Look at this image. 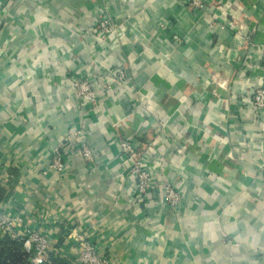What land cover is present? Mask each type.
Instances as JSON below:
<instances>
[{
    "label": "crops",
    "instance_id": "0c3cea01",
    "mask_svg": "<svg viewBox=\"0 0 264 264\" xmlns=\"http://www.w3.org/2000/svg\"><path fill=\"white\" fill-rule=\"evenodd\" d=\"M103 13L128 29L98 41ZM262 84L264 0H0V203L68 264L75 234L111 264H264ZM122 138L180 210L136 192Z\"/></svg>",
    "mask_w": 264,
    "mask_h": 264
},
{
    "label": "built area",
    "instance_id": "2783aa9c",
    "mask_svg": "<svg viewBox=\"0 0 264 264\" xmlns=\"http://www.w3.org/2000/svg\"><path fill=\"white\" fill-rule=\"evenodd\" d=\"M185 5L196 10L197 13L205 11L209 7L216 6L218 0H183ZM104 26V23L99 21L95 25L93 32L97 28ZM108 34L110 31H105ZM112 32L109 33L112 34ZM100 31L96 39L101 41V36H105ZM72 92L78 97H83L87 104H95L98 100V95L93 89L89 81L74 80ZM252 105L257 111H264V84L257 88L252 93ZM79 136V133L74 134ZM120 150L123 156L130 162V173L135 178V190L139 195H149L150 193L158 192L161 194L169 209L180 210L183 204L181 193L170 183H155L150 179L146 168L143 166L139 158L135 146L126 138L119 139ZM85 161H93V153L85 144H80V149L77 151ZM53 166L58 172H63L65 165L61 157H55ZM11 211H8L0 203V238L9 237L22 246V250L28 261L31 264H45L49 260L51 248L53 246L52 237L45 233L44 227L34 218L32 214L19 211L11 206ZM74 242L79 244L78 255L75 264H111L109 259L100 256L96 248L87 241L82 235H71Z\"/></svg>",
    "mask_w": 264,
    "mask_h": 264
},
{
    "label": "trees",
    "instance_id": "16d2710c",
    "mask_svg": "<svg viewBox=\"0 0 264 264\" xmlns=\"http://www.w3.org/2000/svg\"><path fill=\"white\" fill-rule=\"evenodd\" d=\"M0 264H31L19 242L9 238H0ZM45 264H68L65 260L50 254Z\"/></svg>",
    "mask_w": 264,
    "mask_h": 264
},
{
    "label": "rangeland",
    "instance_id": "374dc122",
    "mask_svg": "<svg viewBox=\"0 0 264 264\" xmlns=\"http://www.w3.org/2000/svg\"><path fill=\"white\" fill-rule=\"evenodd\" d=\"M99 21H101V23H104V26H101V28H99V30L96 28L95 31H101L102 34H105L106 33L105 31H110V32L113 31V33H114V31H125L126 29H128V26L124 21L117 19L115 17H112V16L108 15L107 13H103L102 17H100V19H98L95 22L94 26L92 27V30L95 28L96 24H99ZM124 24H126V25H124ZM109 33L105 34V36H101V41L108 39ZM125 70H126L125 68H122V69L119 68L117 71H118L119 75L124 76ZM106 86L107 85L105 83L103 88ZM220 86L224 87V85H220ZM81 98L83 99V97H81ZM84 101H86V100L84 99Z\"/></svg>",
    "mask_w": 264,
    "mask_h": 264
}]
</instances>
